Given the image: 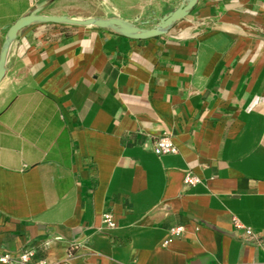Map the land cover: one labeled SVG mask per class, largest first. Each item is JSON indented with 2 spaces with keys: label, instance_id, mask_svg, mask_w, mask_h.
Listing matches in <instances>:
<instances>
[{
  "label": "crops",
  "instance_id": "1",
  "mask_svg": "<svg viewBox=\"0 0 264 264\" xmlns=\"http://www.w3.org/2000/svg\"><path fill=\"white\" fill-rule=\"evenodd\" d=\"M45 1L152 21L181 0H0V49ZM162 135L175 152L153 153ZM70 244V264H264V0H197L146 39L18 31L0 80V253L55 262Z\"/></svg>",
  "mask_w": 264,
  "mask_h": 264
},
{
  "label": "water",
  "instance_id": "2",
  "mask_svg": "<svg viewBox=\"0 0 264 264\" xmlns=\"http://www.w3.org/2000/svg\"><path fill=\"white\" fill-rule=\"evenodd\" d=\"M197 0H181L179 4L150 21L134 17L131 20L118 15L71 17L68 15L44 14L40 11L49 1L38 4L29 13L19 17L7 30L0 49V80L6 71L10 46L18 31L25 26L38 23H58L103 28L132 39H146L165 33L177 20L186 16ZM150 25V26H146Z\"/></svg>",
  "mask_w": 264,
  "mask_h": 264
},
{
  "label": "built area",
  "instance_id": "3",
  "mask_svg": "<svg viewBox=\"0 0 264 264\" xmlns=\"http://www.w3.org/2000/svg\"><path fill=\"white\" fill-rule=\"evenodd\" d=\"M152 151L156 155L173 153L176 151L171 138L167 135L157 137L152 146ZM198 182V178L186 173L183 177V183L185 185H191ZM102 220L108 227L114 226V221L110 212H104L102 214ZM183 232V226H173L169 228L171 236H178ZM246 233H250L248 228H245ZM167 240L164 241L166 243ZM77 247L70 244L65 252V256L62 260L51 262L46 257L37 256V251L33 247L24 248L17 254H11L8 251L0 253V262L4 264H70V260L75 256ZM222 264H249V263H222Z\"/></svg>",
  "mask_w": 264,
  "mask_h": 264
}]
</instances>
